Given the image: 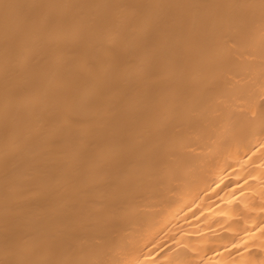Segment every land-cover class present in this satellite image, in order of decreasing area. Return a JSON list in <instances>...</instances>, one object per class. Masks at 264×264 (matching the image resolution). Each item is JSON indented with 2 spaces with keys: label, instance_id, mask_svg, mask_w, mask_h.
<instances>
[{
  "label": "bare ground",
  "instance_id": "6f19581e",
  "mask_svg": "<svg viewBox=\"0 0 264 264\" xmlns=\"http://www.w3.org/2000/svg\"><path fill=\"white\" fill-rule=\"evenodd\" d=\"M0 264H264V0H0Z\"/></svg>",
  "mask_w": 264,
  "mask_h": 264
}]
</instances>
